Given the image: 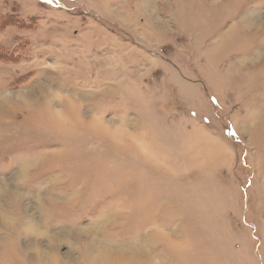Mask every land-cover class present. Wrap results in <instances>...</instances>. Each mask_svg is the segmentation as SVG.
<instances>
[{
    "label": "rangeland",
    "instance_id": "obj_1",
    "mask_svg": "<svg viewBox=\"0 0 264 264\" xmlns=\"http://www.w3.org/2000/svg\"><path fill=\"white\" fill-rule=\"evenodd\" d=\"M0 185V264H264V0H0Z\"/></svg>",
    "mask_w": 264,
    "mask_h": 264
},
{
    "label": "bare ground",
    "instance_id": "obj_2",
    "mask_svg": "<svg viewBox=\"0 0 264 264\" xmlns=\"http://www.w3.org/2000/svg\"><path fill=\"white\" fill-rule=\"evenodd\" d=\"M237 63V61H235L234 63H233V67H234V65ZM23 98V99H21V101H23L26 105H27V103L26 102H31V100L30 99H28V97L27 98H25L24 96L22 97L21 95H19L18 96V98ZM23 103V104H24ZM36 163V159H28L26 162H24V164H22V168H21V170H19L18 172H17V174H16V178H15V180H18L20 177H23L22 175L25 173L24 171H26L27 170V168H29V167H31V166H33L34 164ZM1 185H3L2 183H1ZM0 185V186H1ZM18 185V184H17ZM49 200V199H48ZM56 202V201H55ZM5 214L2 216V219H4L5 218ZM6 219V218H5ZM5 219H4V221H5ZM8 219V218H7ZM29 228H30V230L32 231V232H35L37 235H44L43 233H41L40 231H37V228L35 229V225H33V224H29ZM28 228V229H29ZM93 229H94V227H93ZM95 230V229H94ZM38 232V233H37ZM87 233V232H86ZM96 233V232H95ZM35 234V235H36ZM49 240H52L53 241V238H54V240H56V237H53V236H46ZM97 240V239H96ZM102 241H103V239H102ZM101 241V242H102ZM146 241V240H145ZM140 243H142L143 244V242H140ZM100 244V243H99ZM113 246V245H112ZM128 246V245H127ZM134 246V245H133ZM109 247V246H108ZM104 248V247H103ZM106 248V247H105ZM104 248V249H105ZM92 249V248H91ZM53 250V249H52ZM119 250V249H118ZM122 250V249H121ZM131 250V249H130ZM102 251V250H101ZM111 251V250H110ZM113 251V250H112ZM126 251V250H125ZM52 253H55V251L53 250V251H51ZM108 252V251H107ZM122 253V252H121ZM124 253V252H123ZM122 253V254H123ZM108 254V253H107ZM49 255V254H48ZM48 255H47V257H45V259H44V262L43 263H40V264H60V263H58L57 261H56V259H57V255L54 257V255H50L51 257H48ZM101 255V254H100ZM113 255V254H112ZM46 256V255H45ZM102 256V255H101ZM40 258V257H39ZM56 258V259H55ZM101 258V257H100ZM103 258H105V257H103ZM107 258V257H106ZM106 258L105 259H103V260H105L106 261ZM102 260V261H103ZM158 260V259H157ZM111 261H113L112 259H111ZM119 264H121V262L123 261H121V259H118V260H116ZM115 262V261H114ZM117 262H115L114 264H116ZM103 264H109L108 262H103ZM112 264V263H111Z\"/></svg>",
    "mask_w": 264,
    "mask_h": 264
},
{
    "label": "snow or ice",
    "instance_id": "obj_3",
    "mask_svg": "<svg viewBox=\"0 0 264 264\" xmlns=\"http://www.w3.org/2000/svg\"><path fill=\"white\" fill-rule=\"evenodd\" d=\"M229 135H233V136H234V135H235V133H234V132H233V133H229Z\"/></svg>",
    "mask_w": 264,
    "mask_h": 264
}]
</instances>
